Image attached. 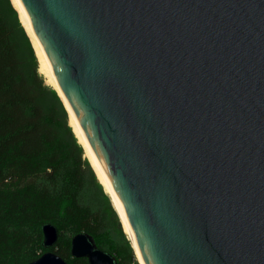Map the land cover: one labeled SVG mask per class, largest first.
Instances as JSON below:
<instances>
[{
	"label": "water",
	"instance_id": "water-1",
	"mask_svg": "<svg viewBox=\"0 0 264 264\" xmlns=\"http://www.w3.org/2000/svg\"><path fill=\"white\" fill-rule=\"evenodd\" d=\"M20 1L144 263L264 264V0Z\"/></svg>",
	"mask_w": 264,
	"mask_h": 264
},
{
	"label": "trees",
	"instance_id": "trees-1",
	"mask_svg": "<svg viewBox=\"0 0 264 264\" xmlns=\"http://www.w3.org/2000/svg\"><path fill=\"white\" fill-rule=\"evenodd\" d=\"M48 94L39 75L25 69L16 26L0 5V264H27L42 255V225L48 222L59 228L52 249L68 264H89L71 254V239L79 232L92 235L118 264H131L99 224L81 177L86 160L75 139L65 137ZM63 231L69 232L65 240ZM132 264L139 263L133 258Z\"/></svg>",
	"mask_w": 264,
	"mask_h": 264
},
{
	"label": "rangeland",
	"instance_id": "rangeland-1",
	"mask_svg": "<svg viewBox=\"0 0 264 264\" xmlns=\"http://www.w3.org/2000/svg\"><path fill=\"white\" fill-rule=\"evenodd\" d=\"M9 2L11 4H9ZM0 5L6 16L16 26V41L18 44L20 56L24 62L25 69L29 73L36 72L49 88L47 103L50 106L58 109L60 117L62 118L63 128H61L63 129L65 137H67L69 141L70 138L75 139L76 144L79 147L78 152L81 151L83 159L86 160V164L84 165L85 168L81 173V177L84 185V191H86V197L91 201V203H93L95 210L99 212V224L102 225V227L105 229V232L112 233L114 243L124 261L132 264L134 258V260H137L139 264H143L138 256L135 247L133 246V242L130 239L129 234L125 230L124 224L121 220L119 212L112 202L111 196L106 191V188L102 183L98 173L96 172L91 159L87 155L85 144L80 140L79 136L76 133L72 116L62 96L54 87L53 83L50 82L47 73L43 69L39 50L35 45L23 18L21 17L19 9L16 7L12 0H0ZM57 97L60 98V101H62V104L64 105V111L59 105V100ZM67 171L72 172V169L68 168ZM62 233L63 240H65V238L67 237L66 233L69 232L65 231L64 233L63 231ZM62 246L65 247L66 243L64 242ZM69 247L71 248V242ZM45 251H47V249L42 250L43 253ZM52 251L54 250L52 249Z\"/></svg>",
	"mask_w": 264,
	"mask_h": 264
},
{
	"label": "bare ground",
	"instance_id": "bare-ground-1",
	"mask_svg": "<svg viewBox=\"0 0 264 264\" xmlns=\"http://www.w3.org/2000/svg\"><path fill=\"white\" fill-rule=\"evenodd\" d=\"M13 3L16 5V7L19 9L20 11V14H21V17L23 18L24 22H25V25L26 27L28 28L29 32H30V35L35 43V45L37 46L38 50H39V54H40V60L42 62V65H43V69L44 71L47 73L48 75V78L50 80L51 83H53L54 87L58 90V92L60 93V95L62 96L71 116H72V120L74 122V126H75V130H76V133L77 135L79 136L80 140L85 144V148H86V152H87V155L89 156V158L91 159L92 161V164L96 170V172L98 173L102 183L104 184L105 188H106V191L108 192V194L111 196L112 198V202L114 204V206L116 207L117 211L119 212V215L121 217V220L124 224V227H125V230L126 232L129 234V237L130 239L132 240L133 242V246L135 247L137 253H138V256L140 258V260L142 261L143 264L144 263V260H143V257H142V254L140 252V249H139V246H138V242L136 240V237H135V234H134V231L132 229V226L128 220V217L105 173V171L103 170V167L101 165V163L99 162L92 146L90 145L85 133H84V130L82 128V126L80 125V123L78 122L77 118L75 117L73 111L71 110L69 104H68V101L67 99L65 98L59 84H58V81L54 75V72H53V69H52V65L50 63V60L43 48V46L41 45L40 43V40L38 38V36L36 35L34 29H33V26L31 24V21L29 19V16L28 14L26 13V10L24 9L22 3L20 0H12Z\"/></svg>",
	"mask_w": 264,
	"mask_h": 264
}]
</instances>
